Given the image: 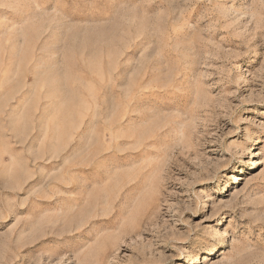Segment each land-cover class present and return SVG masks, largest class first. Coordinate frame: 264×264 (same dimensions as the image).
<instances>
[{
    "label": "rangeland",
    "instance_id": "rangeland-1",
    "mask_svg": "<svg viewBox=\"0 0 264 264\" xmlns=\"http://www.w3.org/2000/svg\"><path fill=\"white\" fill-rule=\"evenodd\" d=\"M0 264H264V0H0Z\"/></svg>",
    "mask_w": 264,
    "mask_h": 264
},
{
    "label": "bare ground",
    "instance_id": "bare-ground-1",
    "mask_svg": "<svg viewBox=\"0 0 264 264\" xmlns=\"http://www.w3.org/2000/svg\"><path fill=\"white\" fill-rule=\"evenodd\" d=\"M258 160H255L253 163L254 165H257L259 162H257Z\"/></svg>",
    "mask_w": 264,
    "mask_h": 264
}]
</instances>
